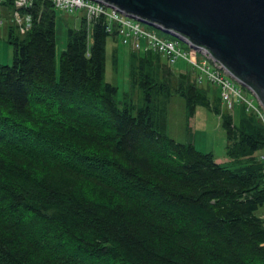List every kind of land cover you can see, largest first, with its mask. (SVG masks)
<instances>
[{
	"label": "trees",
	"instance_id": "1",
	"mask_svg": "<svg viewBox=\"0 0 264 264\" xmlns=\"http://www.w3.org/2000/svg\"><path fill=\"white\" fill-rule=\"evenodd\" d=\"M3 8L12 17L14 0ZM22 14L32 28L9 23L13 63L0 64V264H264L257 116L239 105L235 122L192 71L174 86L166 57L130 46L143 104L120 102L105 67L108 40L122 41L106 18L67 30L58 68L54 5ZM175 95L188 119L199 106L221 118L228 165L167 135Z\"/></svg>",
	"mask_w": 264,
	"mask_h": 264
},
{
	"label": "water",
	"instance_id": "2",
	"mask_svg": "<svg viewBox=\"0 0 264 264\" xmlns=\"http://www.w3.org/2000/svg\"><path fill=\"white\" fill-rule=\"evenodd\" d=\"M207 50L264 108V0H95Z\"/></svg>",
	"mask_w": 264,
	"mask_h": 264
},
{
	"label": "rangeland",
	"instance_id": "3",
	"mask_svg": "<svg viewBox=\"0 0 264 264\" xmlns=\"http://www.w3.org/2000/svg\"><path fill=\"white\" fill-rule=\"evenodd\" d=\"M2 11L0 19L3 20L4 24L0 26V64L12 65L13 49L7 42V28L12 21V17L4 14L3 7ZM82 13V10L74 13H66L57 10L56 62L58 68L61 54L67 46V30L69 28L80 29ZM141 26L148 32L156 33L159 38L165 41H178L182 51L191 55L192 58H195L196 54L185 41L164 32L160 28L145 23H142ZM113 49L118 50V66L112 62L111 56ZM131 52L132 50L130 47L120 42H115L112 39L108 40L105 81L118 87V100L120 102H124L125 99H128L129 101H133L136 105H142V93L137 87L132 85L130 79ZM141 56H145V54L143 53ZM171 69L174 86L180 81L181 74L192 71L188 62L182 59L172 65ZM192 77L194 78L193 75ZM209 85L210 99H214V92L220 96V90L214 85L204 83L201 87L207 89ZM244 92L249 99H254V96L250 92L247 90H244ZM254 102L255 105L258 106V102L256 100ZM221 107L223 111H228L226 106L222 103ZM238 108L239 107L236 106L233 116L235 122L239 119ZM167 135L180 143H193L200 152L213 153L217 163L221 165H228L230 163V159L227 157L226 153L227 136L222 128L221 118L212 111L199 106L196 109L194 118L188 119L185 100L178 95H175L168 105Z\"/></svg>",
	"mask_w": 264,
	"mask_h": 264
},
{
	"label": "built area",
	"instance_id": "4",
	"mask_svg": "<svg viewBox=\"0 0 264 264\" xmlns=\"http://www.w3.org/2000/svg\"><path fill=\"white\" fill-rule=\"evenodd\" d=\"M37 1L50 2L56 10L66 13L82 10L81 19L86 20L90 31L96 21L103 17L106 18L109 22L107 31L117 32L124 45L132 47L141 55L146 54L147 51L159 53L168 59L171 67L178 60L187 61L198 85L202 86L207 83L220 90L221 103L226 106L230 115L234 116L236 106H243L249 113L256 115L264 127V108L257 97L235 80L207 50L186 42L196 54V59L192 58L191 55L182 51L178 41H165L159 38L156 33L144 30L141 26L142 22L127 17L118 9L112 8L104 2L95 0H14L12 22L21 35H25L33 24L31 15H23L22 10L31 8ZM5 2L6 0H0V17ZM3 24V20L0 19V26ZM244 90L250 92L254 99H249ZM255 100L258 102V106L255 105ZM261 159L264 160V154Z\"/></svg>",
	"mask_w": 264,
	"mask_h": 264
}]
</instances>
